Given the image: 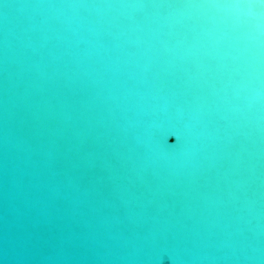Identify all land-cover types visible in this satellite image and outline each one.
<instances>
[{"label": "water", "instance_id": "1", "mask_svg": "<svg viewBox=\"0 0 264 264\" xmlns=\"http://www.w3.org/2000/svg\"><path fill=\"white\" fill-rule=\"evenodd\" d=\"M0 264H264V0H0Z\"/></svg>", "mask_w": 264, "mask_h": 264}]
</instances>
